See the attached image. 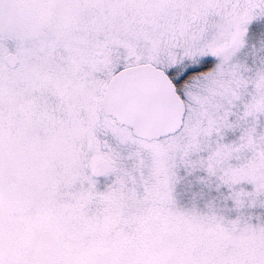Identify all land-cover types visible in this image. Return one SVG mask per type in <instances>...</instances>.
Segmentation results:
<instances>
[{
  "label": "snow or ice",
  "instance_id": "6c2138e0",
  "mask_svg": "<svg viewBox=\"0 0 264 264\" xmlns=\"http://www.w3.org/2000/svg\"><path fill=\"white\" fill-rule=\"evenodd\" d=\"M0 264H264V0H0Z\"/></svg>",
  "mask_w": 264,
  "mask_h": 264
}]
</instances>
